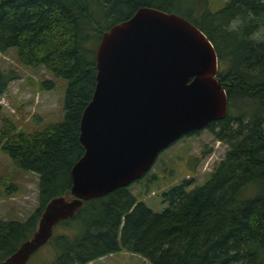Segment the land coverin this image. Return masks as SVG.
I'll list each match as a JSON object with an SVG mask.
<instances>
[{
	"label": "trees",
	"instance_id": "16d2710c",
	"mask_svg": "<svg viewBox=\"0 0 264 264\" xmlns=\"http://www.w3.org/2000/svg\"><path fill=\"white\" fill-rule=\"evenodd\" d=\"M141 7L184 18L212 44L228 113L206 129L228 150L202 185L187 191L185 182L165 193L169 206L160 214L129 193L131 185L84 202L60 223L75 234L47 243L56 255L51 264H89L119 252L148 264H264V0H228L216 11L208 0H0V54L14 49L22 65L66 82L61 123L32 134L0 129V150L38 176L35 212L23 223L0 220V262L33 235L50 200L70 197L97 45ZM15 79L0 71V97Z\"/></svg>",
	"mask_w": 264,
	"mask_h": 264
},
{
	"label": "water",
	"instance_id": "95a60500",
	"mask_svg": "<svg viewBox=\"0 0 264 264\" xmlns=\"http://www.w3.org/2000/svg\"><path fill=\"white\" fill-rule=\"evenodd\" d=\"M95 69L93 95L79 124L83 155L70 170V197L50 200L33 235L0 264H26L84 202L139 181L162 151L227 116L215 50L176 14L141 7L111 26L97 45Z\"/></svg>",
	"mask_w": 264,
	"mask_h": 264
},
{
	"label": "rangeland",
	"instance_id": "374dc122",
	"mask_svg": "<svg viewBox=\"0 0 264 264\" xmlns=\"http://www.w3.org/2000/svg\"><path fill=\"white\" fill-rule=\"evenodd\" d=\"M227 1L208 0L210 10L220 9ZM0 71H11L16 75L0 97V129L8 124L14 126L15 132L32 134L62 122L64 80L55 78L44 67L22 65L14 49L0 54ZM45 83H52V88H46ZM227 150V146L216 141L207 129L183 137L162 151L147 175L132 184L128 191L152 212L160 214L169 206L164 202L165 193L185 182L189 183L187 191L202 185ZM37 207L38 176L18 169L0 150V220L23 223ZM74 234V229L60 224L53 229V235ZM55 256L49 243L35 252L26 264H51ZM89 264L148 262L137 255L119 252Z\"/></svg>",
	"mask_w": 264,
	"mask_h": 264
},
{
	"label": "bare ground",
	"instance_id": "6f19581e",
	"mask_svg": "<svg viewBox=\"0 0 264 264\" xmlns=\"http://www.w3.org/2000/svg\"><path fill=\"white\" fill-rule=\"evenodd\" d=\"M52 238V237H51ZM50 241V240H49Z\"/></svg>",
	"mask_w": 264,
	"mask_h": 264
}]
</instances>
